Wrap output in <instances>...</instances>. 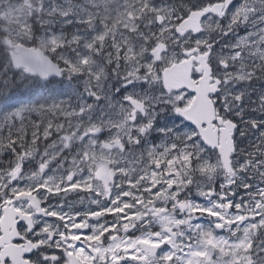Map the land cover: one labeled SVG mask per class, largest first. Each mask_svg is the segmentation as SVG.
<instances>
[{
    "label": "snow or ice",
    "instance_id": "1",
    "mask_svg": "<svg viewBox=\"0 0 264 264\" xmlns=\"http://www.w3.org/2000/svg\"><path fill=\"white\" fill-rule=\"evenodd\" d=\"M0 264H264V0H0Z\"/></svg>",
    "mask_w": 264,
    "mask_h": 264
}]
</instances>
